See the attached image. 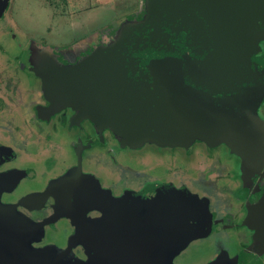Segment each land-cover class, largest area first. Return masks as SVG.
Instances as JSON below:
<instances>
[{
	"label": "flooded vegetation",
	"instance_id": "flooded-vegetation-1",
	"mask_svg": "<svg viewBox=\"0 0 264 264\" xmlns=\"http://www.w3.org/2000/svg\"><path fill=\"white\" fill-rule=\"evenodd\" d=\"M122 27L57 45L0 18V264H195V254L264 264V162L246 169L202 144L192 166L191 153L165 146L155 157L72 107L45 110L42 73L110 45ZM257 112L264 120V96Z\"/></svg>",
	"mask_w": 264,
	"mask_h": 264
},
{
	"label": "water",
	"instance_id": "water-1",
	"mask_svg": "<svg viewBox=\"0 0 264 264\" xmlns=\"http://www.w3.org/2000/svg\"><path fill=\"white\" fill-rule=\"evenodd\" d=\"M145 8L110 45L42 73L45 110L72 107L132 147L224 145L246 169L264 162V0H145ZM261 201L255 230L264 243Z\"/></svg>",
	"mask_w": 264,
	"mask_h": 264
},
{
	"label": "rangeland",
	"instance_id": "rangeland-1",
	"mask_svg": "<svg viewBox=\"0 0 264 264\" xmlns=\"http://www.w3.org/2000/svg\"><path fill=\"white\" fill-rule=\"evenodd\" d=\"M48 2L56 4L57 6H53L54 8L50 7V9L48 6L40 5L32 0H21L14 4L13 9L16 13L17 21L35 35H40V30L45 29L47 26V32H44L42 37L49 43L57 45L65 43L71 45L75 43L83 44V42L90 43L89 45H91V43L94 42L93 40H95L94 38L99 33L98 31L103 27L116 22L120 24V26H124L129 19L136 18L142 14V11L146 12L145 0H64V2L61 0H48ZM89 8H91L90 11H87ZM57 13L58 15H66L70 20L66 21V18L63 20L59 19L55 15ZM78 13L81 14L76 20L75 18L78 16ZM71 18L74 20H71ZM145 144L144 147L149 149V154H155V157L162 156L158 154H162V152L157 151V148L161 149L165 146L150 142H146ZM204 148L205 146L199 143H196L188 150L175 147V157L181 158L182 155L191 153L192 157L190 163L193 166V164L199 160V157L196 155H200L201 153L200 151L197 153L194 150L204 151L206 149ZM216 149H218L217 153L228 154L226 147L222 145ZM213 150H215V148H213ZM222 156L224 159V155ZM208 245L209 243H207V246ZM199 250L202 249L199 247ZM195 256L197 255H193L191 260L195 264H198V259L195 258Z\"/></svg>",
	"mask_w": 264,
	"mask_h": 264
},
{
	"label": "crops",
	"instance_id": "crops-1",
	"mask_svg": "<svg viewBox=\"0 0 264 264\" xmlns=\"http://www.w3.org/2000/svg\"><path fill=\"white\" fill-rule=\"evenodd\" d=\"M8 1V3H7V7H6V9H5V11H4V13L2 14V17H5V18H8V19H10V18H12V19H14L17 23H19L20 24V22L19 21H17V19H16V13L14 12V9H13V7H14V4L16 3V2H18V1H21V0H7ZM32 1H35L36 3H39L40 5H43V6H48V8H50V7H52V8H54L53 6H57L56 4H51L50 2H48V0H32ZM61 1H63L64 2V0H61ZM91 6V5H90ZM94 6V5H93ZM8 8H10V10L6 13V11L8 10ZM51 9V8H50ZM90 9L91 8H89L87 11H90ZM53 10V9H52ZM6 14V15H5ZM81 14V13H80ZM79 13H78V16H76V20L78 19V17H79V15H80ZM59 19H65L66 18V21L67 20H70L66 15H64V14H59L58 15V13L57 14H55ZM71 20H74L73 18H71ZM72 23V22H71ZM70 23V24H71ZM22 27H23V25H21ZM25 27V26H24ZM47 27V26H46ZM45 27V29H42V30H40V32H41V34L43 33V32H47V28ZM27 30H29V29H27ZM32 33V32H31ZM32 34H34V33H32ZM64 45V44H63Z\"/></svg>",
	"mask_w": 264,
	"mask_h": 264
}]
</instances>
